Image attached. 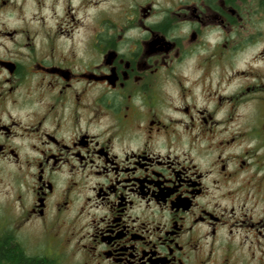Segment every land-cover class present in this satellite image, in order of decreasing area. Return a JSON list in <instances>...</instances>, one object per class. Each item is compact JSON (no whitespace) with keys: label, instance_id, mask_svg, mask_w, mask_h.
<instances>
[{"label":"flooded vegetation","instance_id":"flooded-vegetation-1","mask_svg":"<svg viewBox=\"0 0 264 264\" xmlns=\"http://www.w3.org/2000/svg\"><path fill=\"white\" fill-rule=\"evenodd\" d=\"M254 0H0V264H264Z\"/></svg>","mask_w":264,"mask_h":264},{"label":"rangeland","instance_id":"rangeland-1","mask_svg":"<svg viewBox=\"0 0 264 264\" xmlns=\"http://www.w3.org/2000/svg\"><path fill=\"white\" fill-rule=\"evenodd\" d=\"M256 2V1H255ZM253 12V13H252ZM252 13V14H251ZM250 17L254 22H258L261 33L257 34L253 40L246 42L240 41L236 51L235 65L245 71L254 70L256 72L264 71V14L251 10Z\"/></svg>","mask_w":264,"mask_h":264},{"label":"trees","instance_id":"trees-1","mask_svg":"<svg viewBox=\"0 0 264 264\" xmlns=\"http://www.w3.org/2000/svg\"><path fill=\"white\" fill-rule=\"evenodd\" d=\"M258 3L259 7L264 11V0H254Z\"/></svg>","mask_w":264,"mask_h":264}]
</instances>
